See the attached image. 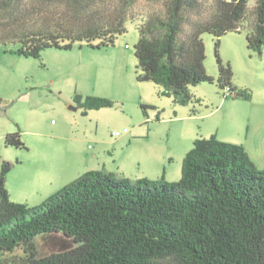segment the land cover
<instances>
[{
    "label": "trees",
    "instance_id": "obj_1",
    "mask_svg": "<svg viewBox=\"0 0 264 264\" xmlns=\"http://www.w3.org/2000/svg\"><path fill=\"white\" fill-rule=\"evenodd\" d=\"M129 21L139 32L138 81L160 85L161 95L181 105L204 82L252 99L249 88L233 85L219 46L227 32L245 30L248 49L263 52L264 0H0V46L34 58L76 43L99 48L114 45ZM204 33L215 37L217 79L205 67ZM73 99L84 113L115 105L98 95ZM141 106L146 115L157 109ZM5 143L26 146L18 131ZM14 165L3 160L0 167V264H264V169L242 144L197 137L178 180L133 181L92 169L39 205L11 199L6 182ZM56 235L73 245L41 253L38 239Z\"/></svg>",
    "mask_w": 264,
    "mask_h": 264
},
{
    "label": "rangeland",
    "instance_id": "obj_2",
    "mask_svg": "<svg viewBox=\"0 0 264 264\" xmlns=\"http://www.w3.org/2000/svg\"><path fill=\"white\" fill-rule=\"evenodd\" d=\"M202 37L206 46L205 65L218 68L215 37L210 33H204ZM138 39L137 24L129 21L127 31L117 37L114 45L99 48L84 42L76 43L70 50L47 48L40 58H34L10 52L9 49L16 45L0 46V167L3 160L15 162L8 173L12 200L39 205L74 181L84 169H90L86 167L102 168L105 163L110 169L121 153L141 159L139 164L128 160V173L138 168L149 173L158 168L164 171L158 166L163 155L167 160L173 157L171 167L178 166L179 169L177 158L184 136L191 129L201 133L212 123H219L222 110L203 119L193 116L188 120L184 115L201 113L206 106L215 108L212 103L219 107L220 99L227 102L242 99L226 96L225 89L218 86L213 93L209 86L217 84L204 82L210 96L201 100L194 94L196 98L187 105L174 103L172 98L160 94L157 88L160 85L137 80L135 45ZM219 52L225 62L228 57L232 59V81L252 83L246 88L258 96L260 88L256 86V80L264 78V65L260 54L248 49L246 31L224 34ZM196 86L190 87L193 93ZM76 93L108 97L115 105L88 109L84 113V108L73 99ZM146 102L157 104L160 109L148 108L146 115L141 106ZM158 110L160 120L156 119ZM125 127L129 131L120 136L113 135ZM143 130L150 133L149 141L138 137L133 146L124 151L121 149L120 143L126 135ZM17 131L25 147L5 143L6 134ZM145 147L152 150V157L147 162L140 155ZM94 155L98 158L91 159ZM168 173L171 174V170ZM181 175L182 172L170 181L180 179ZM59 238L57 235L55 239L40 237L41 253L60 249L63 242L73 245L70 240L60 241ZM48 242L52 247H47Z\"/></svg>",
    "mask_w": 264,
    "mask_h": 264
},
{
    "label": "crops",
    "instance_id": "obj_3",
    "mask_svg": "<svg viewBox=\"0 0 264 264\" xmlns=\"http://www.w3.org/2000/svg\"><path fill=\"white\" fill-rule=\"evenodd\" d=\"M261 56V63L264 65V48L263 52L260 54ZM227 62L230 64L232 63V59L228 57ZM207 72L214 77L215 79L218 78L219 71L218 68L214 65H211V67H208L205 65ZM257 85L259 89V95L255 96L253 95L251 100H244V99H233L230 100L232 102H227V100L220 99L219 101V107H216L212 103V105L215 108H212L210 106H206L201 110V113H198L193 115L188 114L184 115V118L190 120L193 116H199L202 119L206 117L214 116L217 111L222 110V116L219 121V123L215 122L211 125L207 126L204 131L201 133L197 132L194 129H191L184 138L182 139V142L180 144V154L177 160H179V169L178 166L171 167V161H174L173 157H170L169 160H167L166 156L163 155L158 160V166L163 167L164 171L155 169L154 173H149L148 171L142 170L141 168H138L136 170L132 169L133 171H130L131 173L127 172V163L128 160H133V162H137L138 164L141 162V159H137V157L131 158L128 156H124L122 153L118 154V158L114 160L113 167L110 169L107 168V165L104 163V166L102 168H97L96 166L93 167H86L90 169H84L85 171H82L79 173L81 175L82 173L92 170V169H101L108 172H113L119 176H126L130 178L131 180H137L141 177H148L150 179H159L164 177L166 180L170 181V178H178L182 172V161L184 156L187 154L188 151L191 150L194 140L199 137H209L212 135H216L220 140L226 141V142H232L237 144H242L249 157L253 161V163L260 169H264V78H257L256 80ZM252 83H246L241 82L239 80L233 81V85L236 87H247L248 85H251ZM205 84H198L196 86V90L194 94L198 96L199 99L202 100V98H207L208 89L205 88ZM253 85V84H252ZM157 87V86H156ZM211 90L213 93L215 90H217V85L214 84ZM159 90H161V87H157ZM198 89V90H197ZM257 95V94H256ZM147 104L153 105L160 109V106L154 103L146 102ZM218 106V105H217ZM219 109V110H216ZM178 110L176 109V113L178 114ZM150 119V117H148ZM206 124V123H205ZM127 128V127H125ZM150 133L146 130L139 131L138 133H134L132 135H126L124 140L120 143L121 149L126 147H131L135 144V140L138 137H141L142 139H149ZM146 141L145 144L148 142ZM149 141V140H148ZM116 148V147H115ZM124 153V152H123ZM141 158L144 160V162L150 161L152 157V150L150 148H144V151L142 152ZM151 155V156H149ZM98 158V155L92 156L91 159ZM90 159V158H89ZM178 165V164H177ZM169 170H171V174H169ZM181 170V172H180ZM78 175V176H79ZM77 178V177H76ZM173 180V179H172ZM7 188L9 190L10 195L12 194V189L10 187V179H8L7 175V182H6Z\"/></svg>",
    "mask_w": 264,
    "mask_h": 264
},
{
    "label": "built area",
    "instance_id": "obj_4",
    "mask_svg": "<svg viewBox=\"0 0 264 264\" xmlns=\"http://www.w3.org/2000/svg\"><path fill=\"white\" fill-rule=\"evenodd\" d=\"M225 92H226V94H228V95H231V94H232V92H231V88H230V87H226V88H225ZM127 131H129L128 128H124L123 131H115V132H113V135H114V136H120L121 134H123V133H125V132H127Z\"/></svg>",
    "mask_w": 264,
    "mask_h": 264
}]
</instances>
